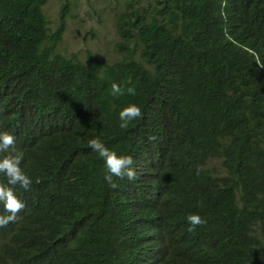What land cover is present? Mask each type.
<instances>
[{
	"label": "trees",
	"instance_id": "obj_1",
	"mask_svg": "<svg viewBox=\"0 0 264 264\" xmlns=\"http://www.w3.org/2000/svg\"><path fill=\"white\" fill-rule=\"evenodd\" d=\"M106 1L84 13L112 10L111 56L61 49L80 0L54 29L47 0H0V131L32 180L0 264H264V0ZM96 137L137 179L110 186Z\"/></svg>",
	"mask_w": 264,
	"mask_h": 264
},
{
	"label": "clouds",
	"instance_id": "obj_2",
	"mask_svg": "<svg viewBox=\"0 0 264 264\" xmlns=\"http://www.w3.org/2000/svg\"><path fill=\"white\" fill-rule=\"evenodd\" d=\"M106 58V57H103ZM111 91L114 96H122L125 89L120 85L113 83ZM129 95L135 96L134 86L127 87ZM142 116L141 109L136 104H128L119 112V127L127 128L131 121ZM89 147L103 160L108 175L105 179L112 188L118 185L112 181V176L120 179L127 178L129 181L137 179L136 170L133 167V158L129 155H118L114 149H109L102 141L96 137L87 141ZM24 159V152L17 148L16 138L9 131H0V174H2L7 183H0V203L3 204L4 211L9 215H0V227L7 226L10 222L17 220L18 213L24 208L25 204L16 196L15 187L19 186L24 190H29L32 184L31 178L21 167ZM189 224L188 231L192 232L197 226L206 223L198 214L190 213L187 216Z\"/></svg>",
	"mask_w": 264,
	"mask_h": 264
},
{
	"label": "rangeland",
	"instance_id": "obj_3",
	"mask_svg": "<svg viewBox=\"0 0 264 264\" xmlns=\"http://www.w3.org/2000/svg\"><path fill=\"white\" fill-rule=\"evenodd\" d=\"M106 0H92V3L102 10L106 5ZM60 0H47L44 5V11L51 21V27H56L57 13ZM86 0H80L79 16L68 19L67 28L64 32L61 49L67 52L84 53L87 49L94 53H103L102 56H111L114 46H116L117 37L115 30V20L112 10L104 11L103 18L106 23H100L99 18H93L84 13L86 10ZM106 9V8H104ZM103 9V10H104ZM64 54V53H63Z\"/></svg>",
	"mask_w": 264,
	"mask_h": 264
}]
</instances>
